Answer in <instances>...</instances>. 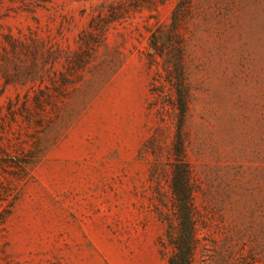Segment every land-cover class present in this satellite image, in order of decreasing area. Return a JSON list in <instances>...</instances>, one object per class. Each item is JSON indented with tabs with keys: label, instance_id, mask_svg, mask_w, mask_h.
<instances>
[{
	"label": "rangeland",
	"instance_id": "374dc122",
	"mask_svg": "<svg viewBox=\"0 0 264 264\" xmlns=\"http://www.w3.org/2000/svg\"><path fill=\"white\" fill-rule=\"evenodd\" d=\"M156 33L193 72L195 264H264V0H0V264H167Z\"/></svg>",
	"mask_w": 264,
	"mask_h": 264
},
{
	"label": "trees",
	"instance_id": "16d2710c",
	"mask_svg": "<svg viewBox=\"0 0 264 264\" xmlns=\"http://www.w3.org/2000/svg\"><path fill=\"white\" fill-rule=\"evenodd\" d=\"M148 52L154 67L151 108L157 126L145 151L153 158L155 211L165 225L162 254L167 264H195L201 247L199 232L206 225L196 203L197 182L188 162L193 72L182 44H174L164 33L154 34Z\"/></svg>",
	"mask_w": 264,
	"mask_h": 264
}]
</instances>
